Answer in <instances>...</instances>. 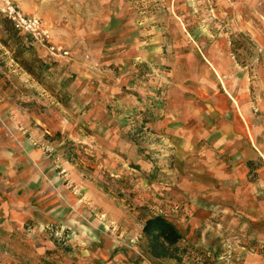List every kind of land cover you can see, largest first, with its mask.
Returning a JSON list of instances; mask_svg holds the SVG:
<instances>
[{
  "label": "rangeland",
  "instance_id": "374dc122",
  "mask_svg": "<svg viewBox=\"0 0 264 264\" xmlns=\"http://www.w3.org/2000/svg\"><path fill=\"white\" fill-rule=\"evenodd\" d=\"M127 1L134 12L181 23L202 48L225 37L249 75L264 69V0ZM6 3L40 26L37 34L20 29L0 10L18 34L8 37L0 21V98L25 111L29 126L2 129L12 144L0 142V264H264V187L250 197L238 181L211 172L218 157L202 156L199 144L184 157L165 152L148 125L150 109L112 108L123 116L116 138L90 139L86 133L100 125L88 122L87 104L68 107V57L80 32L103 18L105 0H0ZM52 106L77 121L62 130L35 121L55 115ZM261 163L253 159L254 168ZM247 175L258 180L254 170ZM156 214L183 233L179 260L146 253L142 224Z\"/></svg>",
  "mask_w": 264,
  "mask_h": 264
},
{
  "label": "crops",
  "instance_id": "0c3cea01",
  "mask_svg": "<svg viewBox=\"0 0 264 264\" xmlns=\"http://www.w3.org/2000/svg\"><path fill=\"white\" fill-rule=\"evenodd\" d=\"M132 8L127 0H105L103 18L91 22L94 29L80 32L81 45L67 61L74 77L64 87L68 107L87 104L88 122L100 125L86 133L90 139L94 133L103 139L117 136L123 116L113 115L112 108L150 109L154 117L148 125L165 152L184 157L199 144L202 156L218 157L211 172L225 173L254 196L252 188L264 187V69L249 75L240 68L225 37H214L202 48L169 16L159 20L157 11ZM52 107L55 115L43 112L35 121L57 129L74 123V115H58V106ZM25 113L0 98V142L12 144L1 136L5 125L13 131L29 128ZM256 157L263 163L253 169L258 180L251 182L247 161ZM258 203L264 213V196Z\"/></svg>",
  "mask_w": 264,
  "mask_h": 264
},
{
  "label": "trees",
  "instance_id": "16d2710c",
  "mask_svg": "<svg viewBox=\"0 0 264 264\" xmlns=\"http://www.w3.org/2000/svg\"><path fill=\"white\" fill-rule=\"evenodd\" d=\"M4 22V29L7 36L11 38L18 37L16 29L10 25V21L5 17L0 18ZM6 24V25H5ZM5 44V42H4ZM14 54V58H16ZM24 68L30 72L29 67ZM247 165L249 171L253 170V160H248ZM142 234L146 240L145 251L152 258H181L179 242L184 238L183 233L165 216L161 214L151 215L147 217L142 224Z\"/></svg>",
  "mask_w": 264,
  "mask_h": 264
},
{
  "label": "built area",
  "instance_id": "2783aa9c",
  "mask_svg": "<svg viewBox=\"0 0 264 264\" xmlns=\"http://www.w3.org/2000/svg\"><path fill=\"white\" fill-rule=\"evenodd\" d=\"M0 10L13 21L14 25L20 29L31 31L34 34L39 33V19L33 16H27L17 11L11 4L6 3L0 6Z\"/></svg>",
  "mask_w": 264,
  "mask_h": 264
}]
</instances>
